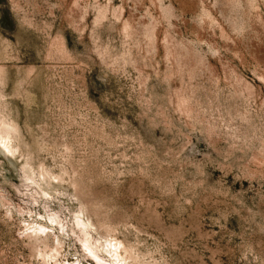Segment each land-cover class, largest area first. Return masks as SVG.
Masks as SVG:
<instances>
[{
    "label": "rangeland",
    "instance_id": "rangeland-1",
    "mask_svg": "<svg viewBox=\"0 0 264 264\" xmlns=\"http://www.w3.org/2000/svg\"><path fill=\"white\" fill-rule=\"evenodd\" d=\"M115 241L264 264V0H0V264Z\"/></svg>",
    "mask_w": 264,
    "mask_h": 264
},
{
    "label": "bare ground",
    "instance_id": "bare-ground-1",
    "mask_svg": "<svg viewBox=\"0 0 264 264\" xmlns=\"http://www.w3.org/2000/svg\"><path fill=\"white\" fill-rule=\"evenodd\" d=\"M54 219V218H53ZM79 225H81L82 226V228L85 230V237L83 238V243H84V245H85V249H87L88 251H89V253H90V256H91V254L93 255V256H95V258L96 257H100V255H99V251H97V249H98V247H100L99 245L98 246H96L95 245V243H94V241H92L91 240V231H88L89 229L88 228H94L95 230H96V226H94V224L91 222V221H85V219L83 220H79ZM48 228V227H47ZM49 229V228H48ZM40 230H42L43 232L44 231H46L47 229H46V226H42L41 228H40ZM61 230V229H60ZM57 237H58V235H57ZM56 237V239H58ZM100 237H101V235H100ZM103 237V236H102ZM62 239V238H61ZM102 239V238H101ZM59 240H60V237H59ZM59 240H58V242H59ZM106 240V239H105ZM117 240V239H116ZM96 241V240H95ZM107 241H109V240H107ZM56 243V242H55ZM100 243V242H99ZM103 243V242H102ZM108 243V242H107ZM106 243V244H107ZM109 245L107 246V251L110 253V257H111V260H112V264H127V260H126V258L124 257V255L122 254V247H121V242H119V241H115L114 243H108ZM103 246V245H102ZM101 248V247H100ZM103 249V248H102ZM105 249V250H106ZM87 253V252H86ZM92 256V257H93ZM102 258V257H101ZM99 259V258H98ZM104 259V258H103ZM107 260V259H106ZM108 261V260H107ZM106 261V262H107ZM127 261V262H126ZM111 262V261H110ZM109 262V263H110Z\"/></svg>",
    "mask_w": 264,
    "mask_h": 264
}]
</instances>
